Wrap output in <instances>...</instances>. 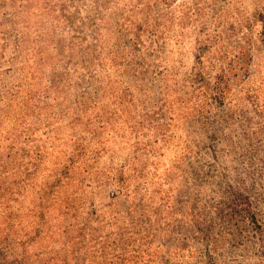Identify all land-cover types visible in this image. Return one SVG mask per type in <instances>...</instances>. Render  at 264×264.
<instances>
[{
    "label": "rangeland",
    "instance_id": "obj_1",
    "mask_svg": "<svg viewBox=\"0 0 264 264\" xmlns=\"http://www.w3.org/2000/svg\"><path fill=\"white\" fill-rule=\"evenodd\" d=\"M0 264H264V0H0Z\"/></svg>",
    "mask_w": 264,
    "mask_h": 264
}]
</instances>
